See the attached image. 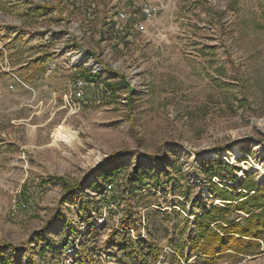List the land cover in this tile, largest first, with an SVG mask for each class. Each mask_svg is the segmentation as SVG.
<instances>
[{"label":"rangeland","instance_id":"1","mask_svg":"<svg viewBox=\"0 0 264 264\" xmlns=\"http://www.w3.org/2000/svg\"><path fill=\"white\" fill-rule=\"evenodd\" d=\"M256 164L264 0H0V264H264V229L197 243L214 186H264Z\"/></svg>","mask_w":264,"mask_h":264},{"label":"trees","instance_id":"2","mask_svg":"<svg viewBox=\"0 0 264 264\" xmlns=\"http://www.w3.org/2000/svg\"><path fill=\"white\" fill-rule=\"evenodd\" d=\"M81 76L88 77V80H94L97 76L96 74H91L88 70H83L80 73ZM223 168L227 169L230 174V179L226 178L224 175L219 174L218 169L215 172H212L209 175L210 177H216L220 180H229L235 181L233 166L224 164L219 162ZM217 164L215 163L214 167ZM113 169V168H111ZM224 169V170H225ZM112 170H103L100 173V177L106 181L110 179L112 176ZM143 176L138 175L137 172L131 176L130 185L132 188L129 191H133V187L140 185L142 183ZM242 179L238 178L237 182H241ZM224 183V182H221ZM222 186H214V189L211 191L214 199H218L223 203V206H217L213 204L206 209L204 207L200 215L196 217L198 224L196 226L198 233V245H203V243H209L208 241H204L201 237H207V240L214 242V248L212 250L213 253L221 252V241L227 240L228 244L231 245V248L234 252L239 253L242 251V247L248 243V240L245 237H258L257 235L263 231L264 229V186H258L251 180L249 184H243L238 188H234L232 190L226 188L228 187L226 184H221ZM226 186V187H225ZM63 187H67L65 183H63ZM239 190V191H237ZM236 192V193H235ZM233 202H235L233 204ZM235 207V209L241 214L237 221L228 222L224 221L226 226L221 225L220 218H214L215 212H220L221 215L223 212H229L230 208ZM246 215V217H245ZM243 221V223L241 222ZM213 224V227L212 225ZM124 228H127L126 224H123ZM233 230V231H232ZM234 232L238 236H232L225 238L227 236H223L222 234H228ZM136 245L131 244L130 250H134Z\"/></svg>","mask_w":264,"mask_h":264},{"label":"built area","instance_id":"3","mask_svg":"<svg viewBox=\"0 0 264 264\" xmlns=\"http://www.w3.org/2000/svg\"><path fill=\"white\" fill-rule=\"evenodd\" d=\"M140 10H141V13L143 14L145 20L152 19V17L155 15V13L157 11L155 6H153L151 4H146V3H143L142 5H140ZM120 15L123 17L125 22L128 23V25L132 24L140 30L145 29L144 22L137 21L132 16H127L124 13H120ZM22 206H24V204Z\"/></svg>","mask_w":264,"mask_h":264},{"label":"bare ground","instance_id":"4","mask_svg":"<svg viewBox=\"0 0 264 264\" xmlns=\"http://www.w3.org/2000/svg\"><path fill=\"white\" fill-rule=\"evenodd\" d=\"M237 148H236V146H234V150H236ZM255 166V168L257 169V170H260L261 171V173L262 174H264V170L259 166V165H254ZM242 173L240 172V175H241Z\"/></svg>","mask_w":264,"mask_h":264}]
</instances>
